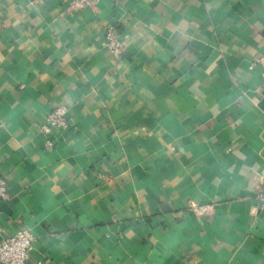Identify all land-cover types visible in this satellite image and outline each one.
<instances>
[{
	"label": "crops",
	"instance_id": "crops-1",
	"mask_svg": "<svg viewBox=\"0 0 264 264\" xmlns=\"http://www.w3.org/2000/svg\"><path fill=\"white\" fill-rule=\"evenodd\" d=\"M263 54L264 0H0V241L29 229L28 264H264Z\"/></svg>",
	"mask_w": 264,
	"mask_h": 264
},
{
	"label": "built area",
	"instance_id": "built-area-1",
	"mask_svg": "<svg viewBox=\"0 0 264 264\" xmlns=\"http://www.w3.org/2000/svg\"><path fill=\"white\" fill-rule=\"evenodd\" d=\"M93 0H70L72 9L82 10L91 6ZM106 46L108 50L115 56L122 53L125 46V40L114 33L112 29H108L105 33ZM262 67V92L264 94V54L257 60ZM67 109L59 106L46 115L45 122L41 129L45 135L52 134L54 129L67 130L70 127L66 118ZM47 145L52 146L53 142L47 139ZM8 198V182L3 176H0V201ZM255 200L264 207V185L255 193ZM195 215H203L213 212L211 205H198L192 208ZM34 244V236L29 229H24L0 241V262L3 264H28L30 251Z\"/></svg>",
	"mask_w": 264,
	"mask_h": 264
}]
</instances>
